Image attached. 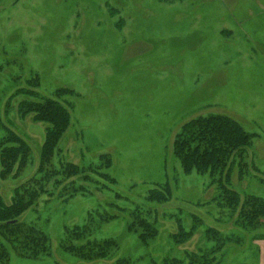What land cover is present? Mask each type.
<instances>
[{"label":"rangeland","instance_id":"374dc122","mask_svg":"<svg viewBox=\"0 0 264 264\" xmlns=\"http://www.w3.org/2000/svg\"><path fill=\"white\" fill-rule=\"evenodd\" d=\"M49 100L67 124L47 169L83 170L53 175L22 217L51 255L10 264H88L60 242L89 219L90 237L115 239L129 264L218 245L221 264H264V215L246 216L255 197L264 204V0H0V139L14 132L30 148L23 170L0 176L8 203L47 172L48 125L19 105ZM216 115L251 136L222 175L175 153L186 124Z\"/></svg>","mask_w":264,"mask_h":264},{"label":"trees","instance_id":"16d2710c","mask_svg":"<svg viewBox=\"0 0 264 264\" xmlns=\"http://www.w3.org/2000/svg\"><path fill=\"white\" fill-rule=\"evenodd\" d=\"M26 105L36 107L34 119L48 125L42 147L41 169H39L42 171V166L47 169L48 163L52 162L51 158L56 154L60 137L67 124L66 114L64 107L53 100H49L47 103L31 102L29 104L22 102L19 106L24 112L27 111V108H24ZM61 118L63 119L61 120ZM250 139L249 134L244 132L237 123L226 117L216 115L206 119L198 118V120L184 126L176 139L175 153L183 158L187 165L192 162V166L196 170L210 167L212 174L219 173L222 175L227 160L233 153H237L246 147L245 145H248ZM29 151L27 142L16 133L9 132L7 136H3L0 139V176L5 179L11 172L15 171L17 174L23 170L27 164L25 157ZM80 170L83 168L72 164H68L59 170L53 169L52 172L47 169L42 177H33L21 186L15 187L10 203L0 195V264H10L13 254L19 255L21 259H37L51 255V242L48 235L37 226L22 221V217L26 212L37 207L41 196L52 194L47 189V185L53 175H59L62 171L67 177L73 174L78 176ZM83 172L84 180L88 181V173ZM38 173L40 172L38 171ZM56 182L59 183L58 180ZM81 187L85 190L84 186ZM254 199L258 200L260 205H257L258 208L254 213L248 212L246 216L249 218L255 215L257 219L264 215V204L257 197ZM241 214L243 215V213ZM243 219L245 218L243 217ZM134 224L136 223L134 222ZM237 224L242 225L241 222H237ZM136 225L144 228V230L150 228L154 232L153 226L149 225L147 220L137 222ZM242 228H247V225L243 223ZM90 231V219L87 224L75 225L71 229L65 228L60 249L88 264H102V262H105L104 264H129V260L117 258L115 255L119 248L115 239H93L90 237ZM209 232L214 233V230ZM145 234L142 232L140 235L143 238ZM180 236H182L180 232L175 235L176 239ZM219 251L218 245L212 247L209 252L189 254L188 258L183 260L173 258L164 261V264H221L220 259L217 258Z\"/></svg>","mask_w":264,"mask_h":264}]
</instances>
